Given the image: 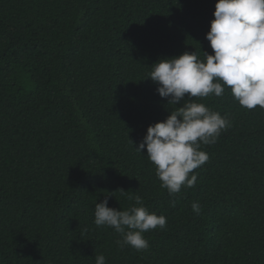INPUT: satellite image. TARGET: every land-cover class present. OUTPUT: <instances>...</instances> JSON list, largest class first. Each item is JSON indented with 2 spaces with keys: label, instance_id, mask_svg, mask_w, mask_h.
Segmentation results:
<instances>
[{
  "label": "trees",
  "instance_id": "16d2710c",
  "mask_svg": "<svg viewBox=\"0 0 264 264\" xmlns=\"http://www.w3.org/2000/svg\"><path fill=\"white\" fill-rule=\"evenodd\" d=\"M215 3L0 0V264H264V109L228 87L197 98L231 127L175 197L135 148L175 107L153 64L211 54ZM136 195L167 218L140 252L94 223L95 203L126 210Z\"/></svg>",
  "mask_w": 264,
  "mask_h": 264
},
{
  "label": "clouds",
  "instance_id": "9594fccd",
  "mask_svg": "<svg viewBox=\"0 0 264 264\" xmlns=\"http://www.w3.org/2000/svg\"><path fill=\"white\" fill-rule=\"evenodd\" d=\"M213 15L206 33L211 54L203 52L204 59H200L195 51H185L160 59L148 76L158 85V94L175 107L164 120L147 127L135 148L140 153L146 148L161 188L171 197L182 188L195 187L194 170L209 160L202 145L216 143L231 127L226 115L197 98L221 97L228 87L241 107L264 109V0H216ZM186 94L189 99H184ZM181 101L182 106L176 107ZM175 203V199L170 201L173 207ZM191 207L201 213L199 202ZM94 216L98 227L108 226L121 234L122 239L116 241L120 248L127 245L138 252L149 248L146 232L167 227L166 216L150 212L140 195L126 210L109 207L105 198L95 203ZM95 264H106L105 256L97 255Z\"/></svg>",
  "mask_w": 264,
  "mask_h": 264
}]
</instances>
